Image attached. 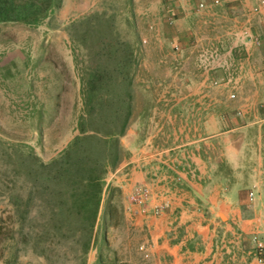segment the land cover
<instances>
[{
    "label": "crops",
    "instance_id": "crops-1",
    "mask_svg": "<svg viewBox=\"0 0 264 264\" xmlns=\"http://www.w3.org/2000/svg\"><path fill=\"white\" fill-rule=\"evenodd\" d=\"M221 1L215 7L234 26L212 25V46L180 63V71L168 79L177 84L157 94L146 142L108 179L126 198L148 186L150 211L165 206L160 216L134 210L146 219L152 252L172 264H183L184 258L198 264H259L249 240L254 235L264 240V42L251 40L264 35V6L262 0ZM205 50L221 58L202 72ZM230 67L240 70L235 84L214 86ZM232 92L237 100L230 98ZM241 109L245 114L237 116ZM201 111L205 121L178 122L187 112L190 119ZM167 160L178 172L163 165ZM255 185L256 199L250 203ZM184 247L188 251L182 255Z\"/></svg>",
    "mask_w": 264,
    "mask_h": 264
},
{
    "label": "trees",
    "instance_id": "trees-1",
    "mask_svg": "<svg viewBox=\"0 0 264 264\" xmlns=\"http://www.w3.org/2000/svg\"><path fill=\"white\" fill-rule=\"evenodd\" d=\"M62 1L0 0V29L49 24ZM103 4L66 29L80 80L79 134L48 162L32 146L0 138V197L15 224L13 246L32 241L50 264H89L94 250L93 264H130L109 242L110 223L126 217L114 201L120 189L107 181L146 142L158 95L144 81L143 40L128 10L133 0ZM132 129L134 144L125 147L122 139Z\"/></svg>",
    "mask_w": 264,
    "mask_h": 264
},
{
    "label": "rangeland",
    "instance_id": "rangeland-1",
    "mask_svg": "<svg viewBox=\"0 0 264 264\" xmlns=\"http://www.w3.org/2000/svg\"><path fill=\"white\" fill-rule=\"evenodd\" d=\"M104 1L63 0L53 21L35 28L22 24L2 25L1 139L26 143L48 162L79 134L77 124L83 112L80 80L66 29L71 22L102 9ZM201 2L208 3L209 7L198 12L197 6ZM170 5V0H133L132 7L128 9L133 12L143 40L144 81L149 87H153L157 94L166 91L168 84H177L168 83V79L180 71L182 61L196 56L197 50L206 48L208 43L212 46V25L223 26L225 29L234 26L224 18L222 11L218 12L217 7H212L210 0H181L173 9ZM216 11L218 15H213ZM170 12L175 17L173 24L169 21ZM232 42L234 41L231 40ZM176 45L181 47L180 51H176ZM202 54L203 64L199 69L203 70L202 72L209 70V62L219 61L221 58V55H214L212 58L211 53L206 50ZM5 65H8V68H5ZM225 70L235 75L240 71L239 68L233 70V67ZM209 83L212 86V80ZM187 115L188 112L185 118L178 122L182 120V124H194L200 122V118L206 117L202 111L193 113L190 119ZM170 121L176 123L173 115ZM135 135V131L130 130L122 139L123 145L132 147ZM112 182L113 180H110L109 186L118 188L111 186ZM120 191L121 194L117 192L114 201L124 212L126 220L117 218L110 223L108 238L113 249L119 253L121 259L130 264H172L167 256L152 252L150 233L146 219L142 217L147 216L142 208L148 207V204L135 203L132 197L126 198L121 189ZM108 202L109 196H106L102 215ZM135 206L139 207L142 216L134 210ZM9 215L10 209L0 197V264H50L35 252L32 241L29 244L20 243L14 248L12 239L17 234ZM143 245L149 251V258H146L140 249ZM188 248L184 247L181 254H185ZM96 258L97 252L94 250L89 255V264H93ZM189 261L198 264L195 263V258H184L183 264Z\"/></svg>",
    "mask_w": 264,
    "mask_h": 264
},
{
    "label": "built area",
    "instance_id": "built-area-1",
    "mask_svg": "<svg viewBox=\"0 0 264 264\" xmlns=\"http://www.w3.org/2000/svg\"><path fill=\"white\" fill-rule=\"evenodd\" d=\"M170 2H171L170 8L173 9L174 7H176V5H178V3L181 2V0H170ZM221 4H222L221 0H214L212 2V7L220 6ZM261 5L264 6V0L261 1ZM208 7H209L208 3L201 2L197 6V10L198 12H201V11L206 10ZM169 21L171 24L175 22V17L172 12H170ZM251 40L254 44L261 45L264 42V35L263 36H252ZM175 49L176 51H180L181 47L179 45H176ZM238 76L239 75H235V74L227 72L226 75H224L221 79L214 81L213 84L216 87H229L235 84V81ZM230 98L232 100H237L238 95L235 92H232L230 95ZM263 107H264V104H263ZM244 114H245V111L242 109L237 111V116H243ZM164 152L170 153L171 151H164ZM163 165H165L168 168V170L172 172H175V173L178 172V167L171 160H167L163 162ZM263 186H264V183H263ZM257 188H258V185H255L253 189L250 190L248 193V199L250 203H253L256 199ZM150 195H151V189L148 186L137 188L132 196V200L133 202L138 203V204H147L149 201ZM142 210H143V213L146 215H149L151 212L154 216H160L164 213L165 206H158L154 208L152 211H150V209L145 206L142 208ZM251 243L254 246L253 251L251 253L255 256L259 264H264V257L262 256L264 254V240L259 238L258 235H254L251 238ZM140 249L144 253L146 258L150 257L149 251L145 245L141 246ZM230 249L231 251H233V248L230 247Z\"/></svg>",
    "mask_w": 264,
    "mask_h": 264
}]
</instances>
